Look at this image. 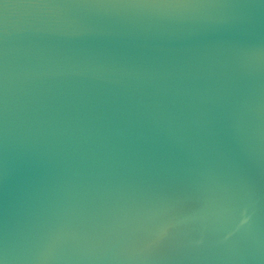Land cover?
Wrapping results in <instances>:
<instances>
[{"label":"water","instance_id":"1","mask_svg":"<svg viewBox=\"0 0 264 264\" xmlns=\"http://www.w3.org/2000/svg\"><path fill=\"white\" fill-rule=\"evenodd\" d=\"M0 264H264V0H0Z\"/></svg>","mask_w":264,"mask_h":264}]
</instances>
